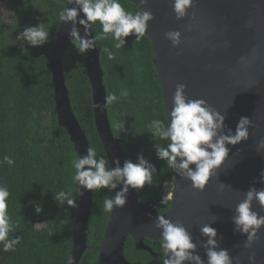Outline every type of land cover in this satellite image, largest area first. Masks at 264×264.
<instances>
[{"label": "water", "instance_id": "water-1", "mask_svg": "<svg viewBox=\"0 0 264 264\" xmlns=\"http://www.w3.org/2000/svg\"><path fill=\"white\" fill-rule=\"evenodd\" d=\"M128 1L138 10H150L154 16L146 35L152 41L169 120L176 86L182 84L186 86L185 95L189 100H204L224 115V134L228 129L235 133L241 117L251 121L248 139L227 146L229 154L225 163L214 173L204 191L195 189L191 181L176 173L175 198L165 218L184 225L204 264L208 259L203 246L207 237L200 229L205 225L217 231V251L226 249L233 264H250L249 257L253 254L256 264H264V227L259 231L258 241L246 248V235L236 231L233 223L235 209L246 192L252 187L264 189V182H260L264 172V148L259 146L264 140V0H193L183 19L177 18L173 0H148L146 9L140 8V0ZM66 7L77 5L66 1ZM79 19L86 17L80 13L75 25L84 36L85 29L78 23ZM72 27L71 22L61 23L48 67L53 76L59 126L67 131L78 156H84L92 146L74 112L64 66L72 44L69 35ZM169 31L181 32L178 47L166 38ZM89 32V38L96 35L93 26ZM84 57L93 94L95 124L109 167L115 168L117 160L123 167L126 161L123 141L113 132L108 106L103 111L96 107L104 104L108 95L98 45ZM122 187L118 184L113 197ZM94 193L95 190L80 186L73 247L68 255L74 258L75 264H80L89 251ZM160 206V203L141 202L136 189L129 188L126 205L122 209L114 208L111 213L97 264H127L122 253L129 235L137 239L138 247L146 237L162 238V230L155 227ZM253 211L264 216V208L258 202H253ZM68 257L63 264H67Z\"/></svg>", "mask_w": 264, "mask_h": 264}, {"label": "trees", "instance_id": "trees-1", "mask_svg": "<svg viewBox=\"0 0 264 264\" xmlns=\"http://www.w3.org/2000/svg\"><path fill=\"white\" fill-rule=\"evenodd\" d=\"M66 1L45 0L42 12L39 0H11L16 13L13 27L4 20L0 2V184L10 192L7 213L17 225L9 238H21L15 251L4 252L0 242V264H63L72 251L80 185L72 180L75 170L71 159L78 154L67 131L59 126L53 76L48 67L62 23L59 12ZM119 2L126 11H139L128 0ZM40 23L49 32L48 42L34 47L22 37V32ZM93 29L102 32L99 21ZM125 41L123 47L116 49V41L108 34L97 45L107 93L119 97L121 90L127 92L108 106L113 132L123 141L125 160L135 163L143 154L156 168L153 184L136 190L140 201L145 202L162 198L166 187L173 189L176 173L156 154L155 146L167 147L169 141L153 136L148 128L153 119L167 122L152 41L146 34L136 44L135 34ZM105 47L115 54L113 60H108L102 51ZM64 66L74 112L97 156L108 159L95 124L85 57L73 44L67 50ZM5 155L13 159V165L3 163ZM69 189L76 207L54 199L55 193ZM114 191L95 190L89 251L80 264H97L111 220V213L102 211L103 202ZM37 206L42 207L39 214Z\"/></svg>", "mask_w": 264, "mask_h": 264}, {"label": "clouds", "instance_id": "clouds-1", "mask_svg": "<svg viewBox=\"0 0 264 264\" xmlns=\"http://www.w3.org/2000/svg\"><path fill=\"white\" fill-rule=\"evenodd\" d=\"M67 2L75 3L77 7L65 6L59 12V20L72 23L73 27L69 35L72 44L81 55L95 48L97 41L106 39L108 34H111L116 41L114 45L116 49L123 47L126 43L125 38L132 34H135L136 44L145 36L149 23L154 19L150 10H139L135 13L126 11L119 0H67ZM147 4L148 0H140V8L146 9ZM192 5L193 0H173L172 7L177 18L183 19ZM80 13L86 17L78 21L85 29L84 36H81L75 26ZM97 21L101 25L102 32L89 38L91 35L89 29ZM181 36L179 31L166 33V38L174 47L181 44ZM22 37L34 47L42 46L48 42L49 32L45 25L40 23L37 26L24 28ZM102 51L107 55L108 60L115 58L111 49L105 47ZM185 91V85H177L173 95L170 120L167 113V122L153 119L148 128L153 136L169 141L167 147L159 144L155 146L157 157L166 161L168 168L179 176L191 181L195 189L204 191L214 173L225 163L229 154L227 146L237 145L248 139L251 121L247 117H241L235 133L228 129L224 134V115L211 108L204 100H189ZM126 95L125 90H121L119 97L110 93L106 95L105 103L97 104L96 107L103 111ZM259 146L264 148V140L260 141ZM3 163L11 166L14 161L5 155ZM192 165H195V168ZM71 167L75 170L72 180L83 189L111 191L115 190L118 184L123 185L114 197L104 198L102 211L107 213H112L114 208L122 209L126 205L129 188L140 190L146 185H152L153 173L156 172L155 166L150 164L143 154L138 155L135 163L126 160L121 167L117 160L116 167L110 168L108 159L103 156L98 157L96 150L91 147L88 148L86 155L73 156ZM260 182H264V172L261 173ZM172 186L174 187V184ZM9 196L8 188L0 184V242L3 244L4 252L15 251V245L21 240V238H9V233L17 226L7 213ZM54 199L60 204L67 203L71 207H76L71 189L55 193ZM170 199L171 193L162 197L161 204H166ZM254 201L264 208V189L250 188L242 202L237 205L233 217L236 231L247 237L246 248H251L252 244L258 241L259 231L264 227V216L253 211ZM35 210L39 214L42 212V207L37 206ZM155 227L162 230L161 249L166 257L164 264H185V262L204 264L200 255L196 254L197 246L193 243L191 234L182 223H173L160 215L155 221ZM200 231L207 237L203 245L208 258L207 264H233V258L226 249L217 251L219 247L216 240L217 231L210 225L201 227ZM249 260L250 264H256L255 254L251 255ZM67 264H75L72 256L68 257Z\"/></svg>", "mask_w": 264, "mask_h": 264}, {"label": "flooded vegetation", "instance_id": "flooded-vegetation-1", "mask_svg": "<svg viewBox=\"0 0 264 264\" xmlns=\"http://www.w3.org/2000/svg\"><path fill=\"white\" fill-rule=\"evenodd\" d=\"M174 190V188L168 189V187H166L164 196L171 193V199L164 205L161 204L162 198L145 201L144 203H160L161 206L157 209V211L159 215L165 217L172 209L175 198ZM161 239V237H146L142 246L138 247L137 239L133 235H129L122 253L125 262L127 264H164V259H166V257L161 249Z\"/></svg>", "mask_w": 264, "mask_h": 264}, {"label": "rangeland", "instance_id": "rangeland-1", "mask_svg": "<svg viewBox=\"0 0 264 264\" xmlns=\"http://www.w3.org/2000/svg\"><path fill=\"white\" fill-rule=\"evenodd\" d=\"M41 2V11L45 8V0H39ZM3 17L6 23L13 27L15 24L16 13L11 5V0H0ZM43 12V11H42Z\"/></svg>", "mask_w": 264, "mask_h": 264}]
</instances>
